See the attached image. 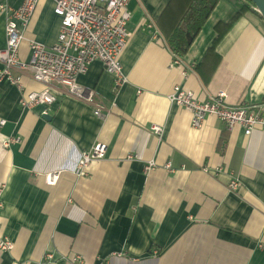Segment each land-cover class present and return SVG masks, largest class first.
<instances>
[{
    "label": "crops",
    "instance_id": "crops-1",
    "mask_svg": "<svg viewBox=\"0 0 264 264\" xmlns=\"http://www.w3.org/2000/svg\"><path fill=\"white\" fill-rule=\"evenodd\" d=\"M244 4L219 0L173 65L165 37L186 0H132V36L121 56L125 82L116 87L100 62L78 79L94 91L93 104L53 84L56 102L47 115L23 110L22 99L46 86L13 70L24 89L0 84V243L13 244L0 247V264H264V131H229L214 116L196 130L192 114L169 100L180 86L202 102L225 92L231 108L264 103L263 21L237 19L200 68L216 27ZM54 7L55 0H40L23 33L21 61L29 60L30 41H57ZM6 22L0 10V51ZM9 138L19 142L5 147ZM97 144L107 146L106 157L78 174L82 153ZM150 162L155 167L146 171ZM49 174L60 175L56 185Z\"/></svg>",
    "mask_w": 264,
    "mask_h": 264
},
{
    "label": "built area",
    "instance_id": "built-area-1",
    "mask_svg": "<svg viewBox=\"0 0 264 264\" xmlns=\"http://www.w3.org/2000/svg\"><path fill=\"white\" fill-rule=\"evenodd\" d=\"M131 1L55 0L54 13L61 21L57 41L51 46L30 41L28 61L19 59V46L40 0H23L18 7L0 5L7 21L6 46L0 51V84L9 83L23 90L21 79L13 76V70L29 71L32 79L46 88L23 98L21 108L28 111L41 108L43 110L40 116L47 115V109L56 102V93L51 88L53 84L67 89L72 97L93 104L94 91L81 86L78 79L88 72L94 62H100L104 70L115 77V86L120 87L125 82L121 56L132 36L129 27L132 20ZM148 28L154 29L155 25L151 22ZM176 64H181V60L174 57L173 65ZM226 98L227 94L220 92L209 101L202 102L193 92L177 86L169 100L192 114L191 126L196 130L203 127L208 117L214 116L223 122L229 131L241 127L247 136L255 130L264 131V103L231 108L226 105ZM95 115L104 117L100 108L96 109ZM2 124L4 121H1ZM154 131L161 132L158 127H155ZM16 142H19V139L9 138L4 146L9 147ZM107 151L106 145L97 144L91 151L82 153L78 174L90 163L104 159ZM154 167L155 163L150 162L145 170L150 171ZM59 178V174H49L46 177L52 186L57 184ZM238 187L237 180L231 182L232 190ZM12 245L8 239L0 243L4 251L10 250ZM47 258L54 260L52 255Z\"/></svg>",
    "mask_w": 264,
    "mask_h": 264
},
{
    "label": "trees",
    "instance_id": "trees-1",
    "mask_svg": "<svg viewBox=\"0 0 264 264\" xmlns=\"http://www.w3.org/2000/svg\"><path fill=\"white\" fill-rule=\"evenodd\" d=\"M247 1L245 0L244 8L236 14L230 23L220 24L216 27L217 38L209 48L203 63L200 65L202 70L205 69L213 58L218 45L223 37L231 30L237 19L251 15L264 22L260 13L255 8L250 7L246 3ZM218 2L219 0H186L187 7L183 12L182 19L174 24L176 26L174 31L166 35V32L161 26L163 33L166 35L167 46L175 58L181 60L187 55L191 45L198 37Z\"/></svg>",
    "mask_w": 264,
    "mask_h": 264
},
{
    "label": "water",
    "instance_id": "water-1",
    "mask_svg": "<svg viewBox=\"0 0 264 264\" xmlns=\"http://www.w3.org/2000/svg\"><path fill=\"white\" fill-rule=\"evenodd\" d=\"M247 4L250 7L255 8L264 20V0H248ZM45 119H49L48 117H44Z\"/></svg>",
    "mask_w": 264,
    "mask_h": 264
}]
</instances>
